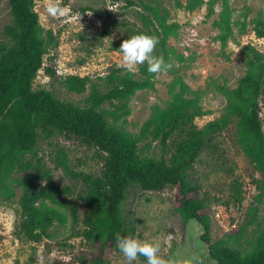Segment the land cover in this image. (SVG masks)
<instances>
[{"label":"rangeland","instance_id":"374dc122","mask_svg":"<svg viewBox=\"0 0 264 264\" xmlns=\"http://www.w3.org/2000/svg\"><path fill=\"white\" fill-rule=\"evenodd\" d=\"M227 1L232 12V34L224 42L221 0H57L68 11L56 18L46 13V0H34L43 32H52L55 44L48 46L42 68L32 81V90H45L56 99L83 107L92 88H104L102 78L106 74L122 69L119 47L124 39L141 32L157 37L147 23L153 16L143 8L144 4L155 9L175 29L166 46L171 51L172 68L156 75L150 88L135 92L123 110L107 117V123L137 138L144 123L181 94L185 99L195 100L201 108L195 125L202 128L225 113L230 93L245 75L243 48L250 46L264 55V37L257 38L253 32L255 21L264 22V0ZM9 24V7L6 0H0V44L7 46L12 40L3 34V29ZM160 53L157 45L153 54L160 56ZM68 76L87 78L85 92L67 91L63 84ZM259 117L264 134V93L259 98ZM243 146L236 121L231 120L200 151L193 165V178L200 185L205 213L212 216L211 242H224L246 254L264 232V177L253 171ZM139 147L145 155L157 158L161 155L158 142L151 137L142 138ZM60 151L66 170L55 163ZM26 159L32 168L10 177L14 197L9 201L0 198V264H88L98 253L101 242L89 241L83 235L85 208L81 198L87 189L73 175L98 177L104 155L76 138L55 133L41 140L36 155ZM27 173L41 177L35 181L33 190L52 192L56 202L41 203L61 217L50 228L48 237L37 244L17 234L22 194L17 182ZM73 211L79 218L76 224ZM122 211L134 225L135 236L160 242L165 258L180 256L190 264H216L200 239L201 226L194 220L184 223L174 213L171 189L143 191L138 185H131ZM108 262L125 264L119 250L108 253ZM133 264L147 262L141 256Z\"/></svg>","mask_w":264,"mask_h":264},{"label":"trees","instance_id":"16d2710c","mask_svg":"<svg viewBox=\"0 0 264 264\" xmlns=\"http://www.w3.org/2000/svg\"><path fill=\"white\" fill-rule=\"evenodd\" d=\"M221 1L220 25L222 40L226 42L232 34V12L228 1ZM6 2L11 24L4 27L3 34L12 44H0V198L9 201L14 197L10 177L16 172L29 171L32 165L26 156H35L39 142L58 133L93 146L104 155L98 177L73 175L87 189L81 198L85 208L83 235L89 241L101 242L98 253L88 264L109 263L108 253L118 250L115 246L117 233L135 236L134 225L122 211L131 185H138L143 191L171 189L174 213L184 223L194 220L201 226L200 239L216 264H264V232L246 254L224 242H211L212 216L205 213L200 185L193 178V165L200 151L231 120L236 121L245 156L253 171L264 177V134L259 117V98L264 93V55L250 46L243 48L246 72L230 93L221 117L198 128L195 119L201 115V108L195 100L178 94L166 109L153 114L134 138L110 126L107 117L123 110L135 92L152 86L156 75L147 72V65H140L136 73L112 70L102 78L104 88H92L83 107L56 99L45 90L33 91L32 81L42 68L48 46L55 44V38L52 32H43L34 10V0ZM142 6L153 16L147 23L159 39L160 54L169 62L171 51L166 48L167 38L175 29L155 9ZM253 32L257 38H263L264 22L255 21ZM48 72L53 74L50 69ZM88 83L87 78L68 76L63 85L69 92L82 94ZM146 137L158 142L159 158L142 153L139 142ZM55 163L66 170L62 151L57 153ZM39 178L37 173H27L17 182L22 189L17 234L35 244L48 237L50 228L61 219L57 211L41 203L44 200L55 203L54 194L44 189L33 190ZM72 216L76 224L79 218L75 211Z\"/></svg>","mask_w":264,"mask_h":264},{"label":"clouds","instance_id":"9594fccd","mask_svg":"<svg viewBox=\"0 0 264 264\" xmlns=\"http://www.w3.org/2000/svg\"><path fill=\"white\" fill-rule=\"evenodd\" d=\"M46 13L53 17H63L68 9L57 0H46ZM159 39L155 36L139 33L124 39L119 47L121 61L119 67L128 73H135L140 65H147L150 75H159L172 68V64L160 55H154ZM116 248L122 254L125 264H133L138 257H144L147 264H190L188 259L180 256L165 258L161 254V243L155 239H141L132 235L115 236Z\"/></svg>","mask_w":264,"mask_h":264}]
</instances>
